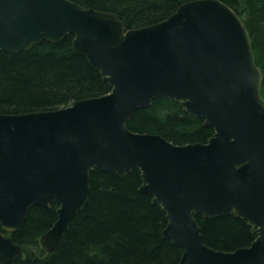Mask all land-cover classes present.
<instances>
[{
  "label": "water",
  "instance_id": "obj_1",
  "mask_svg": "<svg viewBox=\"0 0 264 264\" xmlns=\"http://www.w3.org/2000/svg\"><path fill=\"white\" fill-rule=\"evenodd\" d=\"M68 35L112 90L58 109L0 113V264L22 258L11 234L34 205L59 204L40 243L49 253L60 247L95 168L141 170L140 190L166 213L163 236L183 248L178 264H264L263 72L242 16L222 0H189L162 21L127 28L117 13L74 0H0L1 50ZM158 96L214 134L180 145L131 130L133 113ZM229 214L247 220L255 239L231 251L206 244L197 216Z\"/></svg>",
  "mask_w": 264,
  "mask_h": 264
},
{
  "label": "trees",
  "instance_id": "obj_2",
  "mask_svg": "<svg viewBox=\"0 0 264 264\" xmlns=\"http://www.w3.org/2000/svg\"><path fill=\"white\" fill-rule=\"evenodd\" d=\"M84 6L117 13L127 28L166 19L189 0H74ZM243 17L256 62H264V0H222ZM73 35L58 43L43 40L29 50L0 49V113L52 110L82 98L109 93L112 86L88 59L74 52ZM264 94V87L262 90ZM264 96V95H263ZM128 127L160 134L176 144L206 142L214 129L183 110L174 98L158 96L136 110ZM141 170L111 174L95 168L85 206L72 218L60 247L47 252L40 243L58 219L59 204L34 205L24 225L11 234L21 244L22 258L1 264H178L183 248L163 236L166 213L153 196L140 190ZM203 240L219 250L248 246L256 237L247 220L233 214L197 216ZM1 230V224H0Z\"/></svg>",
  "mask_w": 264,
  "mask_h": 264
},
{
  "label": "rangeland",
  "instance_id": "obj_3",
  "mask_svg": "<svg viewBox=\"0 0 264 264\" xmlns=\"http://www.w3.org/2000/svg\"><path fill=\"white\" fill-rule=\"evenodd\" d=\"M243 18L244 19H246V15H243ZM261 64V66L263 67V69H264V62H262V63H260ZM263 87H264V85H262V90H263ZM264 95V94H263Z\"/></svg>",
  "mask_w": 264,
  "mask_h": 264
},
{
  "label": "flooded vegetation",
  "instance_id": "obj_4",
  "mask_svg": "<svg viewBox=\"0 0 264 264\" xmlns=\"http://www.w3.org/2000/svg\"><path fill=\"white\" fill-rule=\"evenodd\" d=\"M256 234V233H255Z\"/></svg>",
  "mask_w": 264,
  "mask_h": 264
}]
</instances>
